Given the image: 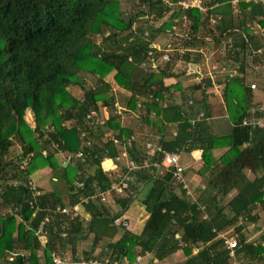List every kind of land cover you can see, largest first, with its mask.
Returning a JSON list of instances; mask_svg holds the SVG:
<instances>
[{"label":"trees","instance_id":"16d2710c","mask_svg":"<svg viewBox=\"0 0 264 264\" xmlns=\"http://www.w3.org/2000/svg\"><path fill=\"white\" fill-rule=\"evenodd\" d=\"M181 1L188 0H137L122 11L121 0H0V264H53V253L135 264L138 256L163 261L179 250L186 254L179 264H232L225 243L231 236L237 239L235 253L250 251L264 264V247L247 244L239 224L240 217L251 223L259 212L264 215V127L257 120L264 112L253 105L254 83L243 77L248 68H264V0H200L204 11ZM173 8L186 33L170 25L148 28L149 20L138 24L143 17L162 19ZM160 33L173 38L176 58L198 61L191 49L209 38L223 43L225 59L237 65V74L222 81L230 129L228 149L219 159L212 154L208 106L190 119L164 85L176 55L160 66L165 51L151 47ZM110 73L117 94L105 79ZM204 77L197 88L216 83ZM70 86H79L82 96L68 91ZM91 111L96 115L88 118ZM129 115L151 124L156 117L164 135L154 154L138 147L134 130L122 124ZM244 119L253 123L243 124ZM171 126L175 133L166 136ZM14 142L19 153L11 151ZM196 149L203 160L197 174L205 182L192 199L184 167L177 179L164 156ZM118 156L128 163L103 169L104 159ZM47 167L55 180L42 191L31 176ZM246 170L257 176L250 179ZM122 177H128L126 189L108 196L116 213L108 200L90 198ZM147 186L142 203L148 218L136 233L122 216ZM81 197L88 198L82 203L90 216L86 224L73 210ZM41 223L44 245L36 235ZM88 240L90 248L81 249ZM103 240L106 245L98 248Z\"/></svg>","mask_w":264,"mask_h":264},{"label":"crops","instance_id":"0c3cea01","mask_svg":"<svg viewBox=\"0 0 264 264\" xmlns=\"http://www.w3.org/2000/svg\"><path fill=\"white\" fill-rule=\"evenodd\" d=\"M222 44L223 43L217 44L207 38L204 44H199L196 48L191 49V51H194V54H198V61H193V56H190L188 60H185L183 58L179 59L180 57L176 58L177 54H175V50L177 48L171 47L170 52L172 53V55L174 54L176 56L175 58L172 57L174 64L173 67L169 70L172 74L171 76H167V78H165L164 80V85L172 88L171 93L173 94V97L177 100L180 105L183 106V108L187 112V117H189L190 119H197L201 117V114L205 110L207 111V107L205 108V105L208 106V113H210L209 117L212 125L211 133L213 136V146H216L213 149L212 154L216 159H219L227 151V145L229 142V135L227 134L230 129V124L228 122V114L222 96V90L224 87V85H222V81L228 75L232 76L237 74V65H235L232 60L229 61L225 59ZM178 52L182 54L184 50H182V52L181 50H178ZM180 64H182V68H180ZM199 73H203V75L201 74V76H199ZM248 74L252 75L254 78L249 77V80ZM203 76H205L204 78L206 79H216V83L212 84L211 82V86H206L204 84L201 88H197V85L200 80L203 79ZM243 77L246 83L256 84V89L252 90V102L256 109L262 110L264 112V107L261 105L262 101H264V68H248L243 74ZM258 90L261 91L260 93L262 97L260 100H255L256 92ZM190 100L194 101V106L189 103ZM195 102L197 103L195 104ZM101 116L104 118L106 117V113L103 109H101ZM124 117L125 116H123L122 118L123 120H125ZM150 120L154 121L155 124H151L149 123V120L138 116H134L133 120H131L130 118V120H128L126 123L130 128L134 130L133 136L135 135L134 139H136L138 147L143 146L144 150L149 155H152L157 150H159V141L164 134L159 130V123H157L156 117H150ZM257 120L264 127V116L258 117ZM175 130L176 126H171L169 128V131L166 132V136H169V134L171 133L174 134ZM118 148L121 151L123 150V146H119ZM179 156L181 165L185 169V184H188V187L192 189V193L196 192L197 194H199V189L201 187H204L205 182V180L197 174V170L201 167L203 163L201 150L196 149L189 153H181L179 154ZM123 157L125 156H118L115 160L106 158L102 161L101 165L103 169L107 172L115 171L117 168H119V165L124 166L128 163V157H125L126 159ZM52 171L53 170L49 167L43 168L36 171L31 177L32 179H34L35 183L38 186L40 185L41 188L42 184L39 183H42V180H40L41 175H44L43 180L45 181V179H49L50 174H52ZM246 174L250 179H254L257 176L256 173L250 172L249 170H246ZM188 192H190L191 194L190 189H188ZM234 194L235 192L230 193L228 198L234 196ZM108 202V205L112 207V212L116 213L118 210L116 211L115 208L118 209V207L115 204L114 199L109 198ZM142 205L144 211H146L144 204ZM128 209L125 211L124 215L128 213ZM258 215L259 219L257 222H251L247 225H244V223L242 222L243 218L240 217L239 224L243 223V229L241 234L245 238V242L247 244H251L252 246L260 244L262 247H264V242L261 243V240L264 237V215L262 212H259ZM140 216L141 215L139 214V216L135 220H133L132 223L126 221L129 226H132V230H134L136 233L141 232L144 223L148 218V213L146 212L144 220L142 222V226L139 229V224L142 221V217ZM87 217L90 218L88 214ZM87 217L86 220H89ZM252 227L253 229H251ZM221 237L224 238L225 234H221ZM232 238H235V236H231L227 239ZM226 246L228 247L227 243ZM228 249L230 248L228 247ZM197 251L198 248L194 247L193 252L196 253ZM230 255L232 256V264H261V260L257 258L258 256L256 254L251 255L250 251L235 253L233 248L230 249ZM149 258L150 256L143 257L142 264H151V262L148 261ZM185 259L186 254L183 250H179L178 252L167 258L165 260V263L179 264Z\"/></svg>","mask_w":264,"mask_h":264},{"label":"rangeland","instance_id":"374dc122","mask_svg":"<svg viewBox=\"0 0 264 264\" xmlns=\"http://www.w3.org/2000/svg\"><path fill=\"white\" fill-rule=\"evenodd\" d=\"M128 1H130V2H128ZM132 0H121V3H122V11H127V10H130V9H132L135 5H136V1L137 0H133L132 2H131ZM197 1V2H196ZM196 1H194V0H188V1H181V2H183V3H181V5L183 6V7H185V5L186 6H190V5H196V6H198V7H201V4H200V0H196ZM174 7V6H173ZM185 8H187V7H185ZM174 9V8H173ZM178 8H175L174 10H172L170 13H168V14H166L162 19H159V20H155V19H153V18H150V19H147V17H143V18H141L138 22V24L140 25V23L143 25V22H145V21H147V20H149L150 22H149V25H151L150 27H148V28H155V29H157V28H159V27H163V26H167V25H170L171 26V28L173 29V31L175 32V33H182L181 31H183L184 30V24H182L183 23V18H181V17H179L178 16V14L177 13H179L178 11L179 10H177ZM200 10L201 11H204L205 10V8L204 7H201L200 8ZM181 20V21H180ZM186 31V29L184 30V32ZM187 32V31H186ZM185 32V33H186ZM148 34V32H147V30H146V32H145V35H147ZM94 39H95V41L97 42V43H100L101 42V37H99V36H95L94 37ZM173 41V38L171 37V36H169L168 34H158V36H157V38H156V41H155V43H153V45L151 46L152 48H155L156 50H160V51H165L164 52V54H163V56L161 57V59H158V63L160 64V66H163L164 65V63H165V61L167 60V59H169L170 58V54H171V52H170V48H171V42ZM181 52H182V50H181ZM175 55L173 54V57H174ZM179 66H181L180 68H182V64H180ZM179 68V69H180ZM177 69H178V67H177ZM113 74L114 73H110V74H108L107 76H106V81L107 82H109L111 85H112V87H113V89H114V92H116V94L118 93V91H119V89L117 88V85L115 84V82H114V80H113ZM249 75V74H248ZM247 75V76H248ZM254 78L252 75H249L248 76V78ZM250 78H249V80H250ZM87 81H89V80H87ZM90 82V81H89ZM68 91H70L74 96H77V97H81L82 96V94H83V91L81 90V88L79 87V86H74V87H72V86H70L69 87V89H68ZM261 91H257L256 92V98H255V100H260L261 99V93H260ZM263 92V91H262ZM261 105L264 107V101H262V103H261ZM26 118L25 119H27L28 121H29V123L31 122V126L33 125L34 126V124H33V116H32V114L30 113V112H27V114H26V116H25ZM129 117H131V120H133V117H132V115H129ZM104 119V117H102V119H101V121ZM128 120H130L129 118H126L125 120H123L122 121V124H124V125H128L126 122L128 121ZM32 126V127H33ZM135 136V135H134ZM11 151L13 152H15V153H19V147H18V144H17V142H14V146L11 148ZM43 176L44 175H41V178H40V180H42V183L41 182H39L40 184H42V185H44V186H42L41 185V188H42V191H48L49 189H51V186H52V183H53V181L52 180H55V179H52V176H53V171H52V174H50V177H49V179H45V181L43 180ZM32 182H34V186L35 187H40V185L38 186L36 183H35V181H34V179H33V181ZM185 188H188V184L186 185L185 184V186H184ZM147 189H148V186L147 187H145L143 190H142V192L139 194V196L135 199V200H133V202L131 203V205H130V207H129V209H128V213L126 214V215H124L123 216V219H125V220H127L128 222H130V223H132V221L133 220H135L138 216H139V214L141 215L140 217H142V221L140 222V227H139V229L141 228V226H142V222H143V220H144V216H145V214H146V211H144V209H143V203H142V199H143V197H144V195H145V193L147 192ZM189 189L191 190V194H189V197L190 198H192V199H195L196 197H197V193L196 192H193L192 193V189L189 187ZM38 193V192H37ZM228 199V198H227ZM107 200H108V197H107ZM113 202V201H112ZM105 203H107V202H105ZM107 205V204H106ZM116 209V211L118 210L117 208H115ZM79 215L82 217V219H84V224H86L87 222H88V220H86V217H87V213L83 210V209H80V211H79ZM90 217V216H89ZM88 218V217H87ZM88 219H90V218H88ZM243 223H245L244 222V220L242 221ZM124 223L126 224V221H124ZM247 224H249V223H245L244 225H247ZM130 228L132 229V226L130 225ZM251 229H253V227L251 228ZM134 231V230H133ZM135 232V231H134ZM41 240H42V244L44 245V243H46L45 242V239H44V237H42L41 238ZM106 245V241H101L99 244H98V247L99 248H102V247H104ZM90 246H91V241L90 240H88L87 242H84V243H82L81 244V246H80V248L81 249H88V248H90ZM149 256H150V258L148 259V261H150L151 262V264H166L165 263V260L167 259H165V260H163V261H158L157 259H154L153 257H152V255H150L149 254ZM169 258V257H168ZM137 258H135V264H142V262H143V260L141 259L140 260V262L139 263H137Z\"/></svg>","mask_w":264,"mask_h":264},{"label":"built area","instance_id":"2783aa9c","mask_svg":"<svg viewBox=\"0 0 264 264\" xmlns=\"http://www.w3.org/2000/svg\"><path fill=\"white\" fill-rule=\"evenodd\" d=\"M233 2L235 3V2H237V0H234ZM181 3H183V2H180V4ZM185 7H188V6L185 5ZM256 87L257 86L255 84L251 85L252 89H256ZM95 115H96V112L91 111L88 118H92ZM252 123L253 122L251 120H248V119L243 120V124H252ZM68 158H70V156H68ZM164 161H165L166 165L176 168V173L174 175H175V177H177V179H181L183 168H182L181 163H180L179 155L176 153H166L164 156ZM131 165H132V163H131ZM127 180H128V177H122L117 181H112L110 183L109 188H107L105 191H100V193L93 194L90 198L91 199H96V198L98 199L99 198L102 202H107V197L110 194H112V193H116V194L123 193V191L128 186ZM78 186L80 187V186H82V184H79ZM87 200H88V198H83V197L80 198L81 204H78L73 208V210L75 212L74 213L75 216L79 215V211H80V209H82V203L86 202ZM58 210L61 211L62 213H65V214L70 213V210L67 209L66 207H60L59 206ZM43 227H44V225H43V223H41L39 229L36 231V235L39 239H41L44 235L43 234L44 233ZM225 242L227 243V245L230 249H233L237 246V239L236 238H232V239L226 238ZM141 259L142 258L140 256H138L137 260H136L137 263H139ZM52 262H53V264H100L95 259H91V260L87 261L83 257H77L74 260V259L67 257V256H60L56 253L52 254ZM103 264H118V262H111L110 263L109 259H106Z\"/></svg>","mask_w":264,"mask_h":264},{"label":"water","instance_id":"95a60500","mask_svg":"<svg viewBox=\"0 0 264 264\" xmlns=\"http://www.w3.org/2000/svg\"><path fill=\"white\" fill-rule=\"evenodd\" d=\"M64 165H66V163H64Z\"/></svg>","mask_w":264,"mask_h":264}]
</instances>
